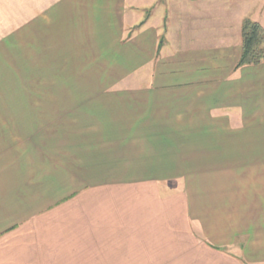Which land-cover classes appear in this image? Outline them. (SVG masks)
<instances>
[{
	"label": "crops",
	"instance_id": "1",
	"mask_svg": "<svg viewBox=\"0 0 264 264\" xmlns=\"http://www.w3.org/2000/svg\"><path fill=\"white\" fill-rule=\"evenodd\" d=\"M264 0H0V264H264Z\"/></svg>",
	"mask_w": 264,
	"mask_h": 264
},
{
	"label": "trees",
	"instance_id": "2",
	"mask_svg": "<svg viewBox=\"0 0 264 264\" xmlns=\"http://www.w3.org/2000/svg\"><path fill=\"white\" fill-rule=\"evenodd\" d=\"M242 54L238 66L259 64L264 59V27L249 18L242 27Z\"/></svg>",
	"mask_w": 264,
	"mask_h": 264
}]
</instances>
